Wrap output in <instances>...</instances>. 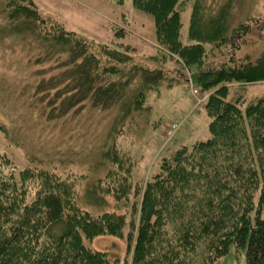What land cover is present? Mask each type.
<instances>
[{"label": "trees", "instance_id": "1", "mask_svg": "<svg viewBox=\"0 0 264 264\" xmlns=\"http://www.w3.org/2000/svg\"><path fill=\"white\" fill-rule=\"evenodd\" d=\"M180 2L133 0L136 8L153 15L169 55L201 67L205 44L219 45L232 38L227 23L233 0H193L186 23L180 19ZM12 9L9 18L16 22L22 18L26 30L33 32L34 22L40 20L36 9ZM45 23L39 37L46 44V55L54 50L66 55L56 60L59 71L41 78L33 88L47 119L85 104L102 110L126 107L128 95L139 103L144 99L142 89L128 90L134 78L139 77V85L145 87L163 79L157 69L135 67L132 74H125L114 65L102 66L72 32ZM248 28L245 24L239 30L245 33ZM107 55L116 62L127 60L116 50ZM239 63L231 56L227 64L195 76L200 90L209 92L203 103L210 118L209 136L175 150L141 191L136 186L134 195L141 196L130 208L127 238L134 235L130 264H219L231 250L243 256V264H264V95L248 102L244 110L239 102L227 100L231 84L264 81V48L256 61ZM115 156L113 162L123 168L122 160L127 158ZM7 163L0 154V264H111L105 252L86 247L83 238L121 236L124 214L103 212L92 217L79 211L71 185L48 171L41 172L39 188L27 200V178L32 172L25 169L14 180L12 171H6ZM115 169L111 171L116 175ZM121 174L119 183L112 176L103 187L117 199L128 200V176ZM60 221L64 228L53 232Z\"/></svg>", "mask_w": 264, "mask_h": 264}, {"label": "rangeland", "instance_id": "2", "mask_svg": "<svg viewBox=\"0 0 264 264\" xmlns=\"http://www.w3.org/2000/svg\"><path fill=\"white\" fill-rule=\"evenodd\" d=\"M180 1V19L186 23L193 0ZM13 6L36 9L40 20L34 22L33 32L26 30L22 18L18 22L9 18ZM44 23L72 32L95 53L102 66L114 65L125 74H132L136 68L157 69L163 79L145 87L139 85V77L134 78L128 90L142 89L144 99L139 103L128 95L126 107L121 104L102 110L85 104L47 119L44 103L33 88L41 78L58 72L56 60L66 55L60 50L46 55V44L39 37ZM245 24L249 28L242 33L239 28ZM181 33L182 42L187 41L183 29ZM227 35L232 38L219 45L205 44L201 67L185 65L176 55H169L153 15L136 8L133 0H0V154L7 158L6 171H12L14 180L25 169L32 172L27 178V200L39 188L41 172L48 171L71 185L73 203L79 211L92 217L103 212L124 214L121 236L96 235L83 238V243L91 250L105 252L111 264H130L134 248V235L127 238L130 208L141 196L134 195L136 186L141 191L162 160L175 150L209 136L210 118L204 106L194 107L191 87L200 89L195 76L204 69L227 64L231 56L236 64L256 61L264 48V0H233ZM110 50L127 55V60H109ZM230 87L227 100L239 102L242 110L264 95V81L233 83ZM182 119L171 143L164 144L165 128ZM113 154L127 158L122 160L123 168H117ZM120 172L128 176V200L117 199L103 187L112 178L119 183ZM63 228L64 221H60L53 232ZM243 263V256H235L233 250L219 260V264Z\"/></svg>", "mask_w": 264, "mask_h": 264}, {"label": "built area", "instance_id": "3", "mask_svg": "<svg viewBox=\"0 0 264 264\" xmlns=\"http://www.w3.org/2000/svg\"><path fill=\"white\" fill-rule=\"evenodd\" d=\"M191 94L194 98V107L195 109L199 108L200 106L203 105V103L206 101L209 92L207 91H202L196 87H191ZM182 122H170L168 126L165 128L164 132V144H169L172 141V138L174 135L177 133V131L182 127Z\"/></svg>", "mask_w": 264, "mask_h": 264}]
</instances>
